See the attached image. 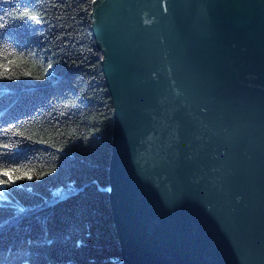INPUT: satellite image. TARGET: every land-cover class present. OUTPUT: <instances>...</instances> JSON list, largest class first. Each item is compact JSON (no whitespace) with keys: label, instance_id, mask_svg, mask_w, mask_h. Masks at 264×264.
<instances>
[{"label":"water","instance_id":"1","mask_svg":"<svg viewBox=\"0 0 264 264\" xmlns=\"http://www.w3.org/2000/svg\"><path fill=\"white\" fill-rule=\"evenodd\" d=\"M125 264H264V0H95Z\"/></svg>","mask_w":264,"mask_h":264},{"label":"trees","instance_id":"2","mask_svg":"<svg viewBox=\"0 0 264 264\" xmlns=\"http://www.w3.org/2000/svg\"><path fill=\"white\" fill-rule=\"evenodd\" d=\"M94 1L0 0V264H125Z\"/></svg>","mask_w":264,"mask_h":264},{"label":"rangeland","instance_id":"3","mask_svg":"<svg viewBox=\"0 0 264 264\" xmlns=\"http://www.w3.org/2000/svg\"><path fill=\"white\" fill-rule=\"evenodd\" d=\"M3 189V186L0 187V191ZM66 194H69V190H65V189H61L59 192H58V196L62 197V196H65Z\"/></svg>","mask_w":264,"mask_h":264},{"label":"snow or ice","instance_id":"4","mask_svg":"<svg viewBox=\"0 0 264 264\" xmlns=\"http://www.w3.org/2000/svg\"><path fill=\"white\" fill-rule=\"evenodd\" d=\"M5 177L11 178L12 177V173L10 171H5L2 173ZM0 183H3L2 181H0Z\"/></svg>","mask_w":264,"mask_h":264}]
</instances>
